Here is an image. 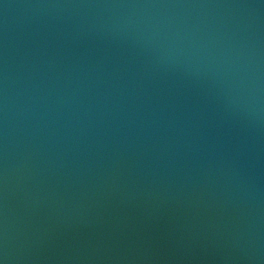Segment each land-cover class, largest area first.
I'll return each mask as SVG.
<instances>
[{
    "label": "water",
    "instance_id": "obj_1",
    "mask_svg": "<svg viewBox=\"0 0 264 264\" xmlns=\"http://www.w3.org/2000/svg\"><path fill=\"white\" fill-rule=\"evenodd\" d=\"M0 264H264V0H0Z\"/></svg>",
    "mask_w": 264,
    "mask_h": 264
}]
</instances>
